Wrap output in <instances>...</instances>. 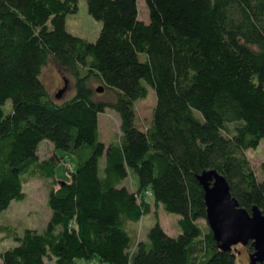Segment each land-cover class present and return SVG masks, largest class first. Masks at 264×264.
Returning <instances> with one entry per match:
<instances>
[{
  "label": "trees",
  "instance_id": "trees-1",
  "mask_svg": "<svg viewBox=\"0 0 264 264\" xmlns=\"http://www.w3.org/2000/svg\"><path fill=\"white\" fill-rule=\"evenodd\" d=\"M144 1L148 21L137 0H86L101 21L89 41L65 28L77 0H0V210L25 196L31 169L53 176L57 156L39 159V140L74 165L49 187L43 228L14 233L2 264H263L215 246L196 175L217 170L238 204L264 213V177L244 154L264 138V0ZM50 57L73 79L60 101L40 78ZM93 79L112 98H96ZM149 87L156 100L141 128L134 103ZM106 107L121 133L105 145ZM129 170L135 189L122 182ZM145 193L178 213L176 235L155 221L131 237L126 223L151 211Z\"/></svg>",
  "mask_w": 264,
  "mask_h": 264
},
{
  "label": "rangeland",
  "instance_id": "rangeland-1",
  "mask_svg": "<svg viewBox=\"0 0 264 264\" xmlns=\"http://www.w3.org/2000/svg\"><path fill=\"white\" fill-rule=\"evenodd\" d=\"M138 18L143 21H148V8L144 0H137ZM65 28L70 32L81 35L87 40H94L101 27V21L95 19L86 9V0H77V8L75 11L67 12L64 16ZM40 78L44 81L46 88L49 89L51 97L54 100L60 101L62 98L69 97L74 92L72 87L73 79L70 75L57 67L52 57L42 66ZM64 78L67 79L65 90L59 97H55V93L64 83ZM100 83L93 79L91 86L94 87ZM94 96L99 99H110L112 93L106 88L102 91H97L94 88ZM156 96L154 91L149 87L145 97H139L134 103L136 123L145 128L150 122V115L155 103ZM4 110L11 107L10 99L5 100L3 105ZM196 114V112H195ZM98 131H100V138L105 145L111 140L120 135L119 130L120 119L116 110L106 107L103 112H99L97 116ZM37 155L39 159L51 158L57 156L58 163H56L54 174L52 177L44 175L38 169H31L29 173L25 174V181L23 189L25 196L20 199H11L9 205L0 210V250L16 243L14 233L21 235L25 227H35L40 230L47 222L50 215L49 207L47 205V192L49 187L53 184L57 186L56 180L68 179L69 171L74 166L72 156L65 155L63 150L54 148V145L46 139L39 140L37 144ZM55 152V154H54ZM245 156L248 158L251 168H253L255 177L260 179L264 177V138L260 137L254 147H248L244 150ZM59 156V157H58ZM102 155L98 164L102 167ZM59 158V159H58ZM128 175L123 179V184L130 189L138 187L137 176L129 170ZM147 199L151 201V211L142 214L139 220H131L126 223V228L130 232L131 237L135 240L146 238L147 232L155 221H158L160 226L170 235H176L180 230L177 225V212L167 211L161 204L153 202V196L148 195ZM203 222V220H199ZM247 243V242H246ZM234 243V257L238 263L247 262L246 253L248 251L247 245ZM53 264V261H50ZM0 264L2 261L0 260ZM99 264H107L101 262Z\"/></svg>",
  "mask_w": 264,
  "mask_h": 264
},
{
  "label": "water",
  "instance_id": "water-1",
  "mask_svg": "<svg viewBox=\"0 0 264 264\" xmlns=\"http://www.w3.org/2000/svg\"><path fill=\"white\" fill-rule=\"evenodd\" d=\"M66 82L64 78L55 97H59L66 89ZM95 88L97 91L103 90L101 85ZM196 180L201 185L204 219L215 246L230 250L232 244L248 241L252 249L246 253L247 262L264 264V213L254 204L248 209L238 204L228 191L227 181L217 170L206 168L196 175Z\"/></svg>",
  "mask_w": 264,
  "mask_h": 264
},
{
  "label": "built area",
  "instance_id": "built-area-1",
  "mask_svg": "<svg viewBox=\"0 0 264 264\" xmlns=\"http://www.w3.org/2000/svg\"><path fill=\"white\" fill-rule=\"evenodd\" d=\"M150 193V192H149Z\"/></svg>",
  "mask_w": 264,
  "mask_h": 264
}]
</instances>
